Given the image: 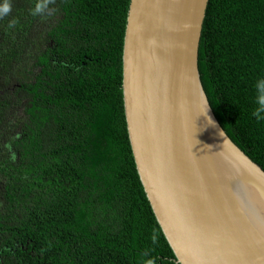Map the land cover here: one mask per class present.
I'll list each match as a JSON object with an SVG mask.
<instances>
[{"label": "trees", "instance_id": "1", "mask_svg": "<svg viewBox=\"0 0 264 264\" xmlns=\"http://www.w3.org/2000/svg\"><path fill=\"white\" fill-rule=\"evenodd\" d=\"M130 1L54 0L44 18L29 14L36 0H11L0 19V264H138L145 250L156 264H180L127 127ZM199 70L220 123L264 168V121L252 116L264 0H209Z\"/></svg>", "mask_w": 264, "mask_h": 264}, {"label": "water", "instance_id": "2", "mask_svg": "<svg viewBox=\"0 0 264 264\" xmlns=\"http://www.w3.org/2000/svg\"><path fill=\"white\" fill-rule=\"evenodd\" d=\"M208 2L130 1L123 46L129 137L178 263L264 264V168L226 132L201 80Z\"/></svg>", "mask_w": 264, "mask_h": 264}, {"label": "clouds", "instance_id": "3", "mask_svg": "<svg viewBox=\"0 0 264 264\" xmlns=\"http://www.w3.org/2000/svg\"><path fill=\"white\" fill-rule=\"evenodd\" d=\"M54 3V0H36V2L29 8V14L33 17H51L56 9L51 8L50 5ZM12 3L11 0H3L0 4V19L11 14ZM18 20L13 18L9 21L7 28L9 30L16 27ZM255 92L254 104L255 107L252 111V116L255 117L257 122L264 121V76L258 78L253 85ZM221 133V132H220ZM221 135V134H220ZM152 243L158 244L159 236L158 233L153 230L151 235ZM151 250H145L140 254L138 264H156V258L150 254Z\"/></svg>", "mask_w": 264, "mask_h": 264}, {"label": "rangeland", "instance_id": "4", "mask_svg": "<svg viewBox=\"0 0 264 264\" xmlns=\"http://www.w3.org/2000/svg\"><path fill=\"white\" fill-rule=\"evenodd\" d=\"M42 44H43L42 39H39V41H38V43H37L38 47L42 46Z\"/></svg>", "mask_w": 264, "mask_h": 264}, {"label": "bare ground", "instance_id": "5", "mask_svg": "<svg viewBox=\"0 0 264 264\" xmlns=\"http://www.w3.org/2000/svg\"><path fill=\"white\" fill-rule=\"evenodd\" d=\"M211 158H212V157H209L208 159L211 161ZM211 163H212V162H211Z\"/></svg>", "mask_w": 264, "mask_h": 264}]
</instances>
